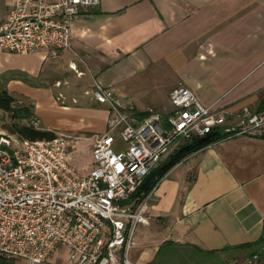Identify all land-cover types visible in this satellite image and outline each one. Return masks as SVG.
<instances>
[{"label": "crops", "instance_id": "0c3cea01", "mask_svg": "<svg viewBox=\"0 0 264 264\" xmlns=\"http://www.w3.org/2000/svg\"><path fill=\"white\" fill-rule=\"evenodd\" d=\"M13 3L0 0V23ZM95 83L139 117L168 112L170 92L183 85L237 128L243 109L256 113L264 97V0H100L74 20L66 50L0 49V92L28 102L39 121L45 105L95 102ZM88 113V129L104 130L107 110ZM262 133L214 142L173 166L143 199L147 223L137 226L131 264H247L253 255L264 264L254 245L264 244ZM95 135L80 141L92 147ZM44 264H70L67 250Z\"/></svg>", "mask_w": 264, "mask_h": 264}, {"label": "built area", "instance_id": "2783aa9c", "mask_svg": "<svg viewBox=\"0 0 264 264\" xmlns=\"http://www.w3.org/2000/svg\"><path fill=\"white\" fill-rule=\"evenodd\" d=\"M100 0H14L0 23V49L18 55L70 48L72 26ZM93 100L108 104V130L95 135L92 168L82 176L70 164V136L30 141L0 132V258L44 264L57 247L70 264H131L137 226L146 204L128 203L143 179L176 148L214 129L247 135L264 128V114L244 108L237 128L224 110L206 106L189 88L169 94L171 108L133 114L100 83ZM39 129L40 121L30 123ZM115 134L124 147L115 148ZM257 255L247 264L255 263Z\"/></svg>", "mask_w": 264, "mask_h": 264}, {"label": "rangeland", "instance_id": "374dc122", "mask_svg": "<svg viewBox=\"0 0 264 264\" xmlns=\"http://www.w3.org/2000/svg\"><path fill=\"white\" fill-rule=\"evenodd\" d=\"M152 86V85H150ZM165 98V97H164ZM168 102V100H166ZM55 106L45 105L39 109H37V114L40 117L41 127H46L48 125H53L57 131L55 132L56 136L59 134H66L70 136V140L76 147L70 153V164L75 167V169L82 175L87 176L92 168V153H91V141H80L81 137H89L92 133H96L97 135H102L108 130V123L111 118V110L108 104H99L97 102H77L73 104L71 102H66V105L69 107L67 110L64 111L58 106H61L59 102H55ZM15 107V118L12 116L11 113L4 112L0 110V131H4L13 137H17L11 129L12 123L17 124H25L29 125L31 120L35 118L32 114L30 105L28 102H14ZM103 108L106 109L108 112L107 115V123L104 130H92L88 129L89 123V116H88V109L94 108ZM24 111V110H27ZM85 110H87L85 112ZM129 111H132L129 109ZM258 115H261V112H256ZM87 129V130H85ZM94 129V130H93ZM77 130L84 131L82 134L79 135ZM79 137V138H78ZM80 141V142H79ZM77 142L79 144L77 145ZM115 148H123L124 144L120 137L115 134ZM171 155V154H170ZM169 155V156H170ZM168 156V157H169ZM167 157V158H168ZM166 158V159H167ZM166 159L160 162L157 167L162 164ZM156 168V167H155ZM261 256L264 257V252H262ZM250 256H247V259H250ZM15 260V259H13ZM13 260H9L7 262H11Z\"/></svg>", "mask_w": 264, "mask_h": 264}, {"label": "trees", "instance_id": "16d2710c", "mask_svg": "<svg viewBox=\"0 0 264 264\" xmlns=\"http://www.w3.org/2000/svg\"><path fill=\"white\" fill-rule=\"evenodd\" d=\"M0 110L11 113L15 118V107H14V99L7 94V92H0ZM28 112L27 110H24ZM257 112L264 111V97L260 101ZM29 113V112H28ZM146 114H141V117ZM12 132L16 134L20 139L30 140V141H42V140H51L56 137L55 132L49 130L36 129L31 124H17L12 123L11 125ZM232 133H226L224 128H218L212 130L210 133L202 136L193 138L191 141L179 146L175 149L171 155L158 167L154 168L150 171V173L143 179L141 185L136 190V192L130 197L128 203L133 204V206L140 203L158 184V182L163 178V176L177 163L183 160L189 154L196 152L207 145H210L214 142L221 141L228 137H231ZM264 137V133L261 134ZM253 244H247L242 247H238V249L243 247H249ZM254 245H260L259 248L264 247V244L257 243ZM6 260L0 258V264H6Z\"/></svg>", "mask_w": 264, "mask_h": 264}]
</instances>
